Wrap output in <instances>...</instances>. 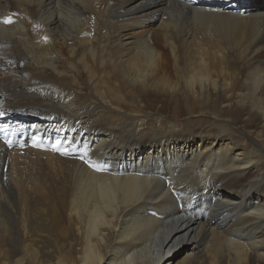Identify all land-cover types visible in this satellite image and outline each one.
Here are the masks:
<instances>
[{
  "label": "bare ground",
  "instance_id": "6f19581e",
  "mask_svg": "<svg viewBox=\"0 0 264 264\" xmlns=\"http://www.w3.org/2000/svg\"><path fill=\"white\" fill-rule=\"evenodd\" d=\"M263 4L0 0V264H264Z\"/></svg>",
  "mask_w": 264,
  "mask_h": 264
},
{
  "label": "snow or ice",
  "instance_id": "6c2138e0",
  "mask_svg": "<svg viewBox=\"0 0 264 264\" xmlns=\"http://www.w3.org/2000/svg\"><path fill=\"white\" fill-rule=\"evenodd\" d=\"M2 23H4V24H12V23H14V21L11 18H5V19H3ZM57 143H59V142H57Z\"/></svg>",
  "mask_w": 264,
  "mask_h": 264
},
{
  "label": "rangeland",
  "instance_id": "374dc122",
  "mask_svg": "<svg viewBox=\"0 0 264 264\" xmlns=\"http://www.w3.org/2000/svg\"><path fill=\"white\" fill-rule=\"evenodd\" d=\"M264 5V4H263ZM179 250H181V249H179Z\"/></svg>",
  "mask_w": 264,
  "mask_h": 264
}]
</instances>
